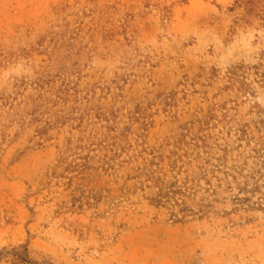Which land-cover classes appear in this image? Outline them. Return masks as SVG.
Returning <instances> with one entry per match:
<instances>
[{"label":"rangeland","instance_id":"374dc122","mask_svg":"<svg viewBox=\"0 0 264 264\" xmlns=\"http://www.w3.org/2000/svg\"><path fill=\"white\" fill-rule=\"evenodd\" d=\"M0 264H264V0H0Z\"/></svg>","mask_w":264,"mask_h":264}]
</instances>
